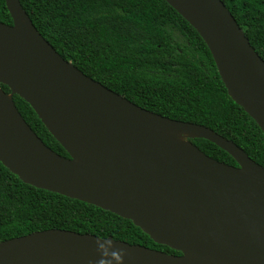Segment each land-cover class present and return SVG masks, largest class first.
Wrapping results in <instances>:
<instances>
[{"label": "water", "instance_id": "water-1", "mask_svg": "<svg viewBox=\"0 0 264 264\" xmlns=\"http://www.w3.org/2000/svg\"><path fill=\"white\" fill-rule=\"evenodd\" d=\"M206 44L229 97L264 134V61L221 0H164ZM0 22V162L33 187L127 218L180 254L64 229L0 242V264H264V167L212 129L170 119L62 58L19 0ZM24 99L68 157L17 110ZM182 136L185 139H182ZM206 139L237 166L204 154Z\"/></svg>", "mask_w": 264, "mask_h": 264}, {"label": "trees", "instance_id": "trees-1", "mask_svg": "<svg viewBox=\"0 0 264 264\" xmlns=\"http://www.w3.org/2000/svg\"><path fill=\"white\" fill-rule=\"evenodd\" d=\"M19 1L42 37L86 76L146 110L212 129L264 167L263 132L227 94L197 31L166 1ZM221 1L264 61V0ZM0 22L12 23L5 0ZM13 101L43 143L68 157L32 107L18 95ZM189 141L209 157L237 166L214 143ZM51 228L180 254L153 242L131 220L26 184L0 162V242Z\"/></svg>", "mask_w": 264, "mask_h": 264}, {"label": "rangeland", "instance_id": "rangeland-1", "mask_svg": "<svg viewBox=\"0 0 264 264\" xmlns=\"http://www.w3.org/2000/svg\"><path fill=\"white\" fill-rule=\"evenodd\" d=\"M182 139H185V137H184V136H182Z\"/></svg>", "mask_w": 264, "mask_h": 264}]
</instances>
